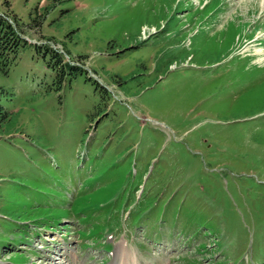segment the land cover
<instances>
[{
    "label": "rangeland",
    "instance_id": "obj_1",
    "mask_svg": "<svg viewBox=\"0 0 264 264\" xmlns=\"http://www.w3.org/2000/svg\"><path fill=\"white\" fill-rule=\"evenodd\" d=\"M260 3L0 0V264H264Z\"/></svg>",
    "mask_w": 264,
    "mask_h": 264
},
{
    "label": "trees",
    "instance_id": "obj_2",
    "mask_svg": "<svg viewBox=\"0 0 264 264\" xmlns=\"http://www.w3.org/2000/svg\"><path fill=\"white\" fill-rule=\"evenodd\" d=\"M24 42L18 37L17 31L0 15V71L5 72L9 64L13 62L18 48ZM47 51H44V53ZM49 52V51H48ZM51 53V52H49ZM50 59H55L59 63L55 54H50ZM67 66V65H64ZM62 68V66L60 65ZM73 72L72 75L77 73V70L70 67Z\"/></svg>",
    "mask_w": 264,
    "mask_h": 264
},
{
    "label": "bare ground",
    "instance_id": "obj_3",
    "mask_svg": "<svg viewBox=\"0 0 264 264\" xmlns=\"http://www.w3.org/2000/svg\"><path fill=\"white\" fill-rule=\"evenodd\" d=\"M260 4H261V6L263 7L264 6V0H260ZM119 262H118V264H129V260H127L126 258H125V256H124V254H121L120 255V257H119Z\"/></svg>",
    "mask_w": 264,
    "mask_h": 264
}]
</instances>
